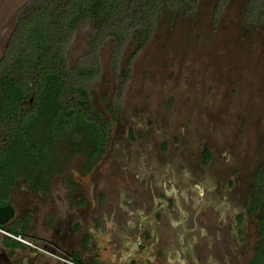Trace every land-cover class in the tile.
<instances>
[{"label": "rangeland", "instance_id": "obj_1", "mask_svg": "<svg viewBox=\"0 0 264 264\" xmlns=\"http://www.w3.org/2000/svg\"><path fill=\"white\" fill-rule=\"evenodd\" d=\"M27 1L0 0V59L16 12ZM245 1L229 0L217 22V0H200L195 17L182 15L171 22L162 15L132 60L128 80L122 70L137 43L125 48L119 69L111 60V41L104 45L91 95L112 121L105 154L89 173L84 155L63 159L62 171L54 172L48 186L56 201L20 180L11 196L19 215L30 209L40 231L53 202L62 211L67 207L62 197L79 193L106 210L107 218L114 215L113 221L132 219L130 210L139 211L141 219L150 217L147 221L160 227L165 255L173 253L170 241L185 230L187 241L205 240L208 234L211 246L217 240L231 246L234 264H248L261 241V213L251 203L264 148V22H246ZM88 47L87 34L79 31L69 48L71 62ZM67 150L60 147L62 155ZM38 174H31L34 181L40 180ZM161 205L169 218H158ZM180 221L184 225L171 232L169 222Z\"/></svg>", "mask_w": 264, "mask_h": 264}, {"label": "trees", "instance_id": "obj_2", "mask_svg": "<svg viewBox=\"0 0 264 264\" xmlns=\"http://www.w3.org/2000/svg\"><path fill=\"white\" fill-rule=\"evenodd\" d=\"M228 1L217 0L215 22ZM199 3L28 0L17 10L0 59V206L8 204L20 180L48 193L54 172L62 171L63 159L84 155L86 173L102 160L112 121L94 105L91 95V83L101 73V48L111 41V60L119 69L125 48L137 43L122 70L128 80L132 60L152 38L161 16L171 22L182 15L195 17ZM244 17L247 23L264 22V0H246ZM79 31L88 36V52L71 62L69 48ZM62 145L68 148L64 155ZM21 165L28 170L21 171ZM34 172L39 173L38 182L31 177ZM253 184L251 209L261 213V241L249 264H264V148Z\"/></svg>", "mask_w": 264, "mask_h": 264}, {"label": "flooded vegetation", "instance_id": "obj_3", "mask_svg": "<svg viewBox=\"0 0 264 264\" xmlns=\"http://www.w3.org/2000/svg\"><path fill=\"white\" fill-rule=\"evenodd\" d=\"M37 192L42 193V191ZM46 194L52 195L53 199L57 200L51 191ZM11 196L12 193L8 204L14 206L15 217L8 224L0 226L15 235L25 231L23 235L39 241L36 242V246H27L21 242L30 249L31 257L20 259L15 253L10 254L9 251L4 250L1 247L4 241L0 239V264H234L231 260L233 252L230 251L231 246L220 240L215 242L218 245L211 246L214 242L206 239L208 234L205 240L187 241L183 237L185 230L179 235L178 240L170 241L173 253L171 254L170 251L171 255H165L166 247L165 242H162L160 227H154L153 220L147 221L151 219L150 217L143 214L144 219H141L139 211L134 213L130 210L127 216L132 219L123 218V222L113 221L114 215L107 218L106 210L91 205L79 193H66L62 197L64 204L67 205L62 211L61 207L51 202L55 205L45 219L44 227L39 231L35 215L30 213L28 208L22 210L23 214H17L18 210ZM159 196L161 199L166 197ZM152 202L154 206L158 205L157 200ZM89 206L91 207L87 208ZM156 211L159 219H162L163 215L169 218V211L164 205L157 206ZM133 216L136 220H133ZM241 219L242 216L239 217V221ZM26 222L28 225L34 223V228L25 230ZM169 223L170 226H167L171 232L177 231V227L183 224L181 221ZM239 232L243 234V231L239 230ZM0 235L18 241L6 234L0 233ZM200 235L202 237L206 234L200 233ZM115 239L120 243L118 247L114 245ZM208 250L211 252L208 253Z\"/></svg>", "mask_w": 264, "mask_h": 264}, {"label": "crops", "instance_id": "obj_4", "mask_svg": "<svg viewBox=\"0 0 264 264\" xmlns=\"http://www.w3.org/2000/svg\"><path fill=\"white\" fill-rule=\"evenodd\" d=\"M18 210V209H17ZM17 214L18 211H17ZM154 222V220H153ZM152 222V223H153ZM154 224V223H153ZM34 223L33 224H29V229L27 230H30V229H33L34 228ZM26 230V229H25ZM25 232V231H23ZM23 232H19L21 234H24ZM87 238V237H86ZM0 239H2L4 242L1 244V247L6 250V251H9L10 254L12 253H15L17 256V258H20V259H25L26 257H31V253H30V249L27 248V246H25L24 244H22L21 242L19 241H15L9 237H6V236H2L0 235ZM114 245L116 247H118V245L120 244L119 242H117V240L115 239L114 240ZM104 244V243H103Z\"/></svg>", "mask_w": 264, "mask_h": 264}, {"label": "water", "instance_id": "obj_5", "mask_svg": "<svg viewBox=\"0 0 264 264\" xmlns=\"http://www.w3.org/2000/svg\"><path fill=\"white\" fill-rule=\"evenodd\" d=\"M16 214V210L13 205L7 204L0 206V225L8 224Z\"/></svg>", "mask_w": 264, "mask_h": 264}, {"label": "built area", "instance_id": "obj_6", "mask_svg": "<svg viewBox=\"0 0 264 264\" xmlns=\"http://www.w3.org/2000/svg\"><path fill=\"white\" fill-rule=\"evenodd\" d=\"M0 233L6 234L10 237H13L14 239L24 243L27 246H36V244H37L36 242L39 241V240H37L31 236H27V235H23V234L15 235L11 232L4 230L1 226H0Z\"/></svg>", "mask_w": 264, "mask_h": 264}]
</instances>
